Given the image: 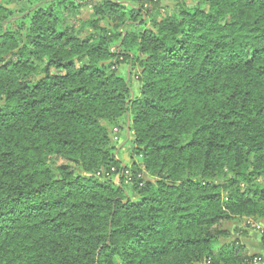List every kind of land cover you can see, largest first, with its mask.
Listing matches in <instances>:
<instances>
[{
  "label": "trees",
  "instance_id": "16d2710c",
  "mask_svg": "<svg viewBox=\"0 0 264 264\" xmlns=\"http://www.w3.org/2000/svg\"><path fill=\"white\" fill-rule=\"evenodd\" d=\"M175 1L0 0V264H264V0Z\"/></svg>",
  "mask_w": 264,
  "mask_h": 264
},
{
  "label": "rangeland",
  "instance_id": "374dc122",
  "mask_svg": "<svg viewBox=\"0 0 264 264\" xmlns=\"http://www.w3.org/2000/svg\"><path fill=\"white\" fill-rule=\"evenodd\" d=\"M81 1H85V0H81ZM89 1H92V0H89ZM162 1H163L162 5L168 4L169 7H171V8H173L172 6H174L176 4L175 0L172 2L169 0H162ZM91 10H92L91 6L88 5L84 8L83 12H85L87 15H89ZM122 73H124V71H122ZM130 135H131L130 131L129 132L125 131L120 135L119 141H118L119 142V148H120L119 158L121 159V161L124 164H132V162L135 160V157L133 159L131 157V155H132V140L130 138ZM112 182L114 184H117V185L120 183L119 174L115 175L112 178ZM246 224L247 225L249 224L248 226H250L248 229L245 227ZM227 228L234 233L232 240H235L238 238L237 237L238 234L235 233L236 228H239L241 230H244V229L246 230L247 236L246 237L245 236L240 237V241L247 246V249L251 253L252 252L254 253L255 252L254 250H264V245L261 242V239L263 236L261 232H262V230H264V223L262 224L261 222H255V221H250V220L245 222L244 220L243 221L241 220L238 223V226H234L232 224H229L227 226Z\"/></svg>",
  "mask_w": 264,
  "mask_h": 264
},
{
  "label": "crops",
  "instance_id": "0c3cea01",
  "mask_svg": "<svg viewBox=\"0 0 264 264\" xmlns=\"http://www.w3.org/2000/svg\"><path fill=\"white\" fill-rule=\"evenodd\" d=\"M254 251H255L254 253L261 255L264 259V250H254Z\"/></svg>",
  "mask_w": 264,
  "mask_h": 264
},
{
  "label": "water",
  "instance_id": "95a60500",
  "mask_svg": "<svg viewBox=\"0 0 264 264\" xmlns=\"http://www.w3.org/2000/svg\"><path fill=\"white\" fill-rule=\"evenodd\" d=\"M130 126V125H129ZM130 131V127H128V132Z\"/></svg>",
  "mask_w": 264,
  "mask_h": 264
}]
</instances>
